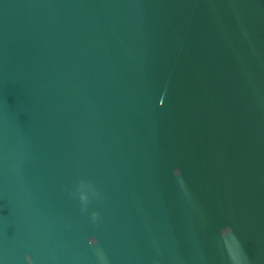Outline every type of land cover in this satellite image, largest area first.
Segmentation results:
<instances>
[{"label":"water","instance_id":"obj_1","mask_svg":"<svg viewBox=\"0 0 264 264\" xmlns=\"http://www.w3.org/2000/svg\"><path fill=\"white\" fill-rule=\"evenodd\" d=\"M0 264H264V0H0Z\"/></svg>","mask_w":264,"mask_h":264}]
</instances>
